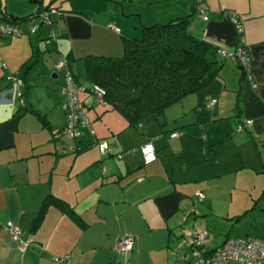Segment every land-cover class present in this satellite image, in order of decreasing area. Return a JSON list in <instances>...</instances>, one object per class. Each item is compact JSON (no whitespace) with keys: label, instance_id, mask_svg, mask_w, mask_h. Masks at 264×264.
Masks as SVG:
<instances>
[{"label":"crops","instance_id":"crops-1","mask_svg":"<svg viewBox=\"0 0 264 264\" xmlns=\"http://www.w3.org/2000/svg\"><path fill=\"white\" fill-rule=\"evenodd\" d=\"M98 2L0 0V22L20 30L0 38V264H193L190 241L199 231L208 248L228 237L264 240V0ZM48 6L65 15H51L50 26L31 33L35 10ZM186 15L191 34L227 50L242 39L248 58L245 66L223 60L199 102H188L193 118L182 119V110L180 119L160 114L134 125L96 102L83 57H118L122 40L138 36L141 26ZM59 60L82 88L93 136L60 133ZM96 140L107 142L106 154ZM148 142L156 158L146 164L140 148ZM48 196L61 203H45ZM7 222L20 228L24 251ZM127 235L133 249L121 254L118 242Z\"/></svg>","mask_w":264,"mask_h":264},{"label":"trees","instance_id":"trees-1","mask_svg":"<svg viewBox=\"0 0 264 264\" xmlns=\"http://www.w3.org/2000/svg\"><path fill=\"white\" fill-rule=\"evenodd\" d=\"M188 24L189 16L186 15L163 24L142 26L138 37L122 40L123 50L120 56L91 54L83 57V69L87 81L91 83L90 90L94 84L102 86L105 90V102L101 105H109L110 109L117 110L130 124L137 125L144 118L162 114L165 109L185 96L205 89L218 75L224 59H234L238 62L227 54L223 55L220 52L223 48L191 34L187 30ZM42 25L51 24H40L39 27ZM50 33L52 35V32ZM241 46H244L243 43ZM73 77L75 78V75ZM213 103L209 101L207 105ZM242 124H238V130H242ZM116 157L121 158L122 155L117 154ZM47 199L55 204L60 202L48 196L45 203ZM9 234L12 237L10 232ZM194 236L190 241L189 252L191 246H194ZM127 237L132 238V250L134 236L127 235L120 240ZM228 239L230 238L224 242ZM222 244L215 248H208L203 244L202 255L207 258ZM189 261L194 264L193 260Z\"/></svg>","mask_w":264,"mask_h":264},{"label":"built area","instance_id":"built-area-1","mask_svg":"<svg viewBox=\"0 0 264 264\" xmlns=\"http://www.w3.org/2000/svg\"><path fill=\"white\" fill-rule=\"evenodd\" d=\"M35 11L34 16L38 17L39 23L30 27L29 31L31 33H35L40 24H51V15L57 17L65 15L64 11L55 7H47L45 9ZM198 11L205 19L207 18V16L204 15V9L202 7L198 8ZM0 17H2L1 14ZM233 22L236 24L237 30L241 31L240 24L237 20L233 19ZM115 30L118 31L116 28ZM19 34L20 30L15 23L0 22V37ZM242 43L243 40L240 41V45L235 49H222L220 52L223 55L227 54L229 57L237 59L239 64L245 66L248 63V58L246 56V50L241 46ZM56 68L58 70H63L65 73V81L63 85L64 101L62 106L65 113V124L60 132L61 135L76 139L82 137L86 132H89V134L93 136L94 131L78 97V93L82 90V88L74 81L73 75L65 61L59 62ZM17 81L18 83H21L20 80ZM91 92L95 95L96 102L98 104H104L105 90L102 86L94 84L91 88ZM213 102L214 100L211 101V104ZM247 123L250 122L248 121ZM177 135L178 134L174 132L171 134V137H176ZM95 143L100 154L104 155L108 152V144L105 140H96ZM140 150L145 162H151L154 160L155 154L151 142L146 143ZM196 195L198 199H202L204 197L201 192H197ZM5 228L12 234L13 239L18 241L20 251H24L27 243L20 237V228L11 222H7ZM205 239L206 231H199L195 234L194 239L192 240L194 246H191L190 254L194 258V264H230L231 262L235 264H264V240H258L252 237H246L244 239L230 238L214 253H211L207 256V258H205L202 255V252L204 251L203 244ZM131 248V237L120 240L117 246V250L121 253H126L130 251ZM64 259L65 257L55 258L57 262Z\"/></svg>","mask_w":264,"mask_h":264},{"label":"rangeland","instance_id":"rangeland-1","mask_svg":"<svg viewBox=\"0 0 264 264\" xmlns=\"http://www.w3.org/2000/svg\"><path fill=\"white\" fill-rule=\"evenodd\" d=\"M70 1V0H69ZM68 0H67V2H69ZM71 1H74L76 4H79L81 7H84V5H86V4H89V5H100V2H98V0H71ZM118 3V2H117ZM108 4V3H107ZM112 4L113 3H109L108 5L110 6V7H112ZM35 5L33 6V10L35 9ZM133 18V17H132ZM142 27V26H141ZM139 34H140V31H139V33H138V36H139ZM33 35H35V34H33ZM47 36H48V34H47ZM50 36V37H49ZM48 37V40H46V42L47 41H49L51 44L53 43V40H54V38H52V36L51 35H49ZM137 36V37H138ZM59 62H63V60H59L58 62H56L55 63V65H54V68L56 69V66H57V64L59 63ZM58 70V69H57ZM63 78H65V73H64V71H63ZM84 79H81V81H83ZM85 81V80H84ZM202 91H204V90H202ZM202 91H198V92H196V93H193V94H190V96H192V97H184V98H182L179 102H177V103H174L173 104V106L172 107H170V109H165L164 110V112L162 113V116L164 115V114H166L167 116H169V119L170 118H172L173 119V117H175V118H177V119H180L178 116H177V113L179 112H181L182 110H185L186 112H185V114H184V117L182 118V119H185V121H188V119L189 118H193V115H191L192 113V109H189L188 108V102H199L198 100L196 101V98H202L203 96H202ZM36 93L38 92V89H36V91H35ZM180 104H183V106H184V108L182 109L181 107H179L178 105H180ZM201 107V106H200ZM203 108V115H205V114H207L208 113V109H206L205 110V108H204V106L203 107H201V108H199V110L200 109H202ZM174 112H173V111ZM173 112V113H172ZM171 115V116H170ZM190 116V117H189ZM203 117H205V116H203ZM150 119V118H149ZM148 119V120H149ZM145 120V119H144ZM171 120V119H170ZM191 120V119H190ZM182 121V120H181ZM170 125V124H169ZM193 127V125H188V127H186V128H184V129H190V128H192ZM236 128H237V130H238V124H237V126H236ZM188 132V131H187ZM62 137H65V138H67V139H69V140H74L73 138H70V137H67V136H62Z\"/></svg>","mask_w":264,"mask_h":264},{"label":"water","instance_id":"water-1","mask_svg":"<svg viewBox=\"0 0 264 264\" xmlns=\"http://www.w3.org/2000/svg\"><path fill=\"white\" fill-rule=\"evenodd\" d=\"M16 16H8V19H16Z\"/></svg>","mask_w":264,"mask_h":264}]
</instances>
